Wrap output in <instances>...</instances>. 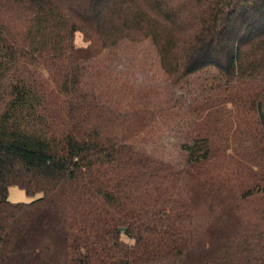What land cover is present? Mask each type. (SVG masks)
<instances>
[{
  "label": "trees",
  "instance_id": "obj_1",
  "mask_svg": "<svg viewBox=\"0 0 264 264\" xmlns=\"http://www.w3.org/2000/svg\"><path fill=\"white\" fill-rule=\"evenodd\" d=\"M0 264H264V0H0Z\"/></svg>",
  "mask_w": 264,
  "mask_h": 264
},
{
  "label": "rangeland",
  "instance_id": "obj_2",
  "mask_svg": "<svg viewBox=\"0 0 264 264\" xmlns=\"http://www.w3.org/2000/svg\"><path fill=\"white\" fill-rule=\"evenodd\" d=\"M75 42L79 46L85 45L84 41H82V39H81L80 33H78V32L76 33ZM139 53H141L140 57L138 59L132 61V66H131V62H130V66L131 67H136V66H138V64H143L144 60H146L145 59L146 58V53L143 52V51H140ZM135 57H136V55L133 56V58H135ZM116 62H117L116 64L118 65V68L122 69L121 68L122 65H123L122 59L116 60ZM133 69H135V68H133ZM133 76H135L137 78V80H138L137 82H139L142 79V77H143V75H141V73H136ZM147 76H149V75H147ZM160 140H161L160 141L161 143L164 142V141L168 142V143L169 142L172 143V142L176 141V135L173 133V131H170L169 129H167L163 133V136H162V138ZM161 148H163V147H161ZM39 195H40V193H37V194H35L33 196H30V195L26 194L22 189H20L19 187L15 186V185H11V186L8 187L7 196H8V199L11 202H28V201L32 200L33 198L38 197Z\"/></svg>",
  "mask_w": 264,
  "mask_h": 264
}]
</instances>
